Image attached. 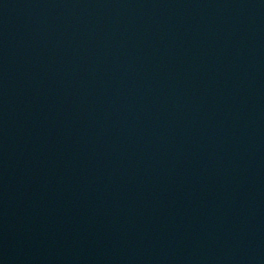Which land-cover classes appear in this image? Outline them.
<instances>
[{
	"label": "water",
	"instance_id": "1",
	"mask_svg": "<svg viewBox=\"0 0 264 264\" xmlns=\"http://www.w3.org/2000/svg\"><path fill=\"white\" fill-rule=\"evenodd\" d=\"M0 264H264V0H0Z\"/></svg>",
	"mask_w": 264,
	"mask_h": 264
}]
</instances>
